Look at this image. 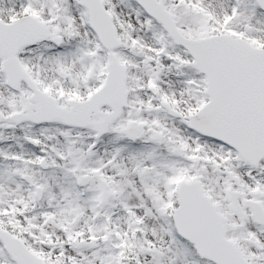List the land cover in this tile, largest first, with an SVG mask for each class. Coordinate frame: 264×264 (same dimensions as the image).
Returning a JSON list of instances; mask_svg holds the SVG:
<instances>
[{
    "label": "snow or ice",
    "instance_id": "snow-or-ice-1",
    "mask_svg": "<svg viewBox=\"0 0 264 264\" xmlns=\"http://www.w3.org/2000/svg\"><path fill=\"white\" fill-rule=\"evenodd\" d=\"M0 264H264V0H0Z\"/></svg>",
    "mask_w": 264,
    "mask_h": 264
}]
</instances>
